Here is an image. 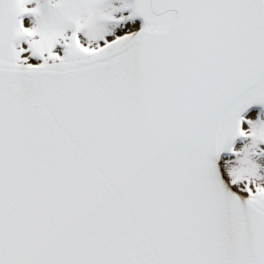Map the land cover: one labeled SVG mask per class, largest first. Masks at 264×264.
<instances>
[{
	"label": "snow or ice",
	"instance_id": "6c2138e0",
	"mask_svg": "<svg viewBox=\"0 0 264 264\" xmlns=\"http://www.w3.org/2000/svg\"><path fill=\"white\" fill-rule=\"evenodd\" d=\"M0 264H264V0H0Z\"/></svg>",
	"mask_w": 264,
	"mask_h": 264
}]
</instances>
